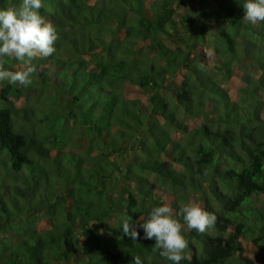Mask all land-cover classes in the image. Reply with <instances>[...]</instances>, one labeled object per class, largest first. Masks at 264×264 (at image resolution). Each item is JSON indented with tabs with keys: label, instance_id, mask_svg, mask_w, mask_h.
Returning <instances> with one entry per match:
<instances>
[{
	"label": "trees",
	"instance_id": "obj_1",
	"mask_svg": "<svg viewBox=\"0 0 264 264\" xmlns=\"http://www.w3.org/2000/svg\"><path fill=\"white\" fill-rule=\"evenodd\" d=\"M188 1L162 0L149 15L145 0H42L56 51L34 60L30 86L0 82V264H171L142 230L134 241L121 224L195 199L217 221L186 232L181 264H264V22L243 20V0L203 6L218 71L210 74L182 48L203 43L204 24L183 13L188 37L168 29ZM149 49L164 64L149 62ZM216 74L244 85L233 96ZM131 86L150 92L148 105ZM34 87L49 90L50 110L18 104ZM71 120L76 139L64 127ZM40 216L50 229H39Z\"/></svg>",
	"mask_w": 264,
	"mask_h": 264
},
{
	"label": "clouds",
	"instance_id": "obj_2",
	"mask_svg": "<svg viewBox=\"0 0 264 264\" xmlns=\"http://www.w3.org/2000/svg\"><path fill=\"white\" fill-rule=\"evenodd\" d=\"M242 7L243 20L252 24L264 22V0H243ZM41 8L42 0H18L11 7L0 8V82L30 86L36 72L34 60L56 51L57 29L46 22ZM5 58L18 62L20 70H9ZM141 221L124 220L123 234L136 241L142 230V238L154 240L153 248L161 257L171 264H181L188 259L186 232L205 234L215 226L217 216L195 202H188L176 213L167 204L154 206ZM132 264H142L140 257L134 256Z\"/></svg>",
	"mask_w": 264,
	"mask_h": 264
},
{
	"label": "rangeland",
	"instance_id": "obj_3",
	"mask_svg": "<svg viewBox=\"0 0 264 264\" xmlns=\"http://www.w3.org/2000/svg\"><path fill=\"white\" fill-rule=\"evenodd\" d=\"M162 2V0H145V4H146V8H147V13L149 15L153 14L154 9H153V5L154 4H160ZM213 0H189L187 3H182V2H178V4L176 5V7L178 6L179 8L177 10H179L180 12L178 14H176V16L174 17L175 19H178L179 22H177V24H173V26H169L168 29L171 33L175 34V35H179V37H188V31L191 28L187 27L189 25V23L187 24H183L182 20V15L180 14H185L188 15V13H192V16L194 17V19H192V24L195 23L198 26L199 25H203V21H204V17L203 16H199V12L201 10V8L203 6H208L209 4H212ZM194 9V10H191ZM193 11V12H192ZM190 24V25H192ZM205 26V30L206 32V37L205 39H203V43H194V46L192 48H187L185 46V44L182 43V48L186 49V50H190V54H191V58H198V63H200L199 65H201L200 67H202L203 69H205L208 73H212L215 75L217 71L216 68V52H215V47L214 44L212 42V36L209 34L208 31H210L211 29V25L210 24H204ZM200 27V26H199ZM204 30V31H205ZM199 31H196V33ZM239 37H242L241 35H239ZM238 37V38H239ZM166 45L168 47H171L172 49H175L177 47V42H175L171 36H168L166 38ZM142 43H144L143 45L149 43V41L146 42H141L140 41V45H142ZM186 45H188V43H186ZM142 49H144V46H141ZM156 51L150 50L148 51V56H149V62L151 63H156V64H164V61L162 59H160L158 56H156ZM16 70H20L21 66L15 65ZM180 70L177 71V73H179L177 75V82L181 81V72H179ZM216 76H218V74H216ZM219 80L222 82L223 86L228 88V90L231 92V94L233 96H235L236 94H238L239 92V88L241 86L244 85L243 79L241 78L240 75H235V76H231L229 78L224 79V77H222L221 75L218 76ZM54 89V88H52ZM172 90V83H169V86H166L164 88V90ZM47 92H49V90H40L37 88H31L30 90H28L27 94L24 96H21L18 99V104H27L28 102H30V104H32V106H35L36 108H41V109H48L50 110L52 108V104H47L46 102V94ZM129 95L130 97H135V98H140L145 104H149L150 100H151V95L150 92H143L141 91V88L136 87V86H131L130 90H129ZM47 105V106H46ZM154 112V111H153ZM195 122H200V120H193ZM191 120V124L194 123ZM64 127H66L67 129V133L71 136L72 139H76L78 136V132L77 131V126L75 125V123L71 120V121H67L65 122ZM81 127V126H80ZM176 137L181 138V133L179 131H176L175 134ZM72 143V141L70 142ZM129 147L132 148H136L137 144L135 140H132L129 144H127ZM76 149V148H75ZM56 149L53 150V152ZM70 151V149H68ZM74 152H78L76 150H74ZM127 157H129L127 155ZM263 201H264V195L262 197ZM191 202H195L197 204L200 205V200L197 201L196 199L194 201ZM188 203V202H187ZM186 204V203H185ZM98 225L100 226L101 224L98 223H94V225ZM111 224H113V222H111ZM39 229L41 230H48L49 228V224L48 222L45 220V218H43L42 216H40L39 220H38V225ZM81 228L77 227V232H80ZM80 240L81 241H85V236H80ZM239 263H242L241 261H239ZM69 264H73V262H70Z\"/></svg>",
	"mask_w": 264,
	"mask_h": 264
}]
</instances>
